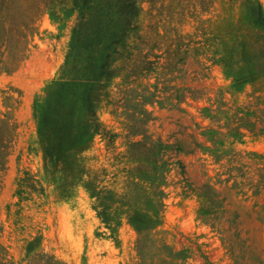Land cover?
Masks as SVG:
<instances>
[{"label":"rangeland","instance_id":"obj_1","mask_svg":"<svg viewBox=\"0 0 264 264\" xmlns=\"http://www.w3.org/2000/svg\"><path fill=\"white\" fill-rule=\"evenodd\" d=\"M212 1L202 11L198 0H157L152 13L171 39L194 33V12L202 21L238 16V0ZM24 2L38 15L25 54L15 70L5 72L0 63V117L8 112L17 124L0 173V262L38 264L26 251L33 241V252L63 264H264V76L240 79L210 59L216 53L208 46L193 45L182 63L171 59L101 88L96 116L106 133L94 134L77 151L86 166L104 168L101 183L118 200L113 232L81 187L59 200L35 192L17 195L20 177L41 169L34 105L58 77L77 19L59 0ZM259 2L264 9V0ZM0 134H10V128L0 124ZM143 138L146 147L148 139L167 145L154 148L166 149L163 168H132L137 161L131 154L145 149L129 143ZM139 175L159 176L162 191L159 222L150 228L141 216L136 224L140 240L130 217L152 205L142 188H126Z\"/></svg>","mask_w":264,"mask_h":264},{"label":"trees","instance_id":"obj_2","mask_svg":"<svg viewBox=\"0 0 264 264\" xmlns=\"http://www.w3.org/2000/svg\"><path fill=\"white\" fill-rule=\"evenodd\" d=\"M24 1L0 0V63L5 72L17 68L25 54L27 35L38 18L32 10L26 9ZM59 1L67 3L69 10L77 13V19L71 28L59 75L47 87L41 101L34 105L35 143L41 154V169L38 174L26 171L20 177L17 195L23 199L28 192H35L59 200L72 196L81 187L92 199V207L101 222L113 232L111 219L118 200L115 193L101 183L104 168L86 166L77 151L94 134L106 133L96 116L101 88L116 77L143 76L171 59L182 63L193 45L198 50L208 46V51L216 53L210 59L217 60L240 79L264 76V9L259 0H238L236 19L227 14L202 21L194 12L195 21H199L194 33H176L171 39L160 31L166 25L160 24L158 14L152 13L158 10L157 0ZM198 1L202 11L206 3L209 6L213 2ZM144 2L149 4L148 9H144ZM43 7L51 11L45 2ZM193 37L200 38L193 40ZM8 56L10 60L3 59ZM1 116L0 124L10 128V134H0V173L5 168L17 128L8 112ZM148 140L150 147H146L144 138L129 143L140 144L145 149L139 151L138 156L131 154L137 161L132 168L158 163L159 168H163L167 162V145L159 139ZM156 145L166 149L155 151ZM158 181L159 176L146 179L139 175L127 183V190L142 188L152 205V210L144 214L142 209H135L130 217L133 225L140 222L141 216L146 217L150 228L159 222L162 191ZM140 229L136 226L138 240L142 239ZM32 244L33 241L28 242L26 251L29 257H38V264H63L52 255L33 252Z\"/></svg>","mask_w":264,"mask_h":264}]
</instances>
